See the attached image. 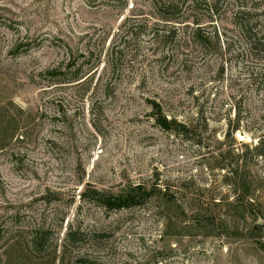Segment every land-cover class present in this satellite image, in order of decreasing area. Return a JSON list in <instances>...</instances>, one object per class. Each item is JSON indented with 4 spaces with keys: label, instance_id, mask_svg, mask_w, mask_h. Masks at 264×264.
Segmentation results:
<instances>
[{
    "label": "rangeland",
    "instance_id": "1",
    "mask_svg": "<svg viewBox=\"0 0 264 264\" xmlns=\"http://www.w3.org/2000/svg\"><path fill=\"white\" fill-rule=\"evenodd\" d=\"M155 1L0 0V264H264V0Z\"/></svg>",
    "mask_w": 264,
    "mask_h": 264
},
{
    "label": "trees",
    "instance_id": "2",
    "mask_svg": "<svg viewBox=\"0 0 264 264\" xmlns=\"http://www.w3.org/2000/svg\"><path fill=\"white\" fill-rule=\"evenodd\" d=\"M235 2L237 3V8L235 12L233 13V19L235 21L234 24L239 28V30L243 32V34L244 33L249 34L248 35L250 36L248 38V40L250 41L249 44H254L255 46L256 42H258V37L256 34L257 32L255 31L254 26L251 25V19L247 17L251 16V13L256 10L255 8L249 9L246 5L242 4L239 0H234V3ZM152 5H153V9L156 11V16L159 19L165 21L166 23L172 20L178 21L175 18L178 17L179 13H181L180 11L181 6L178 5L177 0L175 1L174 0H156L155 2H153ZM216 7L217 6L212 4V5H208L207 8L212 13L213 12L215 13L217 11ZM172 23H178V22H172ZM195 26H197L196 29L199 28L197 24H195ZM197 31L199 30L193 31L192 33L193 37L194 36L197 37L196 36L198 35ZM204 41L205 40L203 41L201 40L200 43L202 44ZM71 64H72V61L70 58L64 67L60 65L56 67L55 69L49 71L48 73L53 74L55 76L57 75V77H60V76L63 77L65 73L62 71L69 70ZM94 68H92L91 66L87 73L90 74L94 70ZM79 73L83 74L82 72H78L75 75L74 79H76L75 80L76 82H79L82 80V78H78L79 75H81ZM151 111H152V116L154 117L155 123L163 131H166V132L175 131L176 132L180 130L182 133L187 130L186 125L182 124L181 122H178L174 118L168 119L166 115L160 113L158 104L154 102L151 103ZM236 130L237 128H233L232 132H235ZM177 134L183 136V134H180V133H177ZM261 144H262L261 140H258L257 144L253 147V151L256 153V155H259V156L262 155L261 152L259 151ZM240 188L242 191V195L245 196L247 193L246 190L242 186ZM154 192H158V194H160L161 196L165 195L164 191L162 192V190L160 189L157 190L156 188H153V189L147 190L146 188H141L139 186H136V187L130 188L129 190H126L125 192H123V194H120L117 196H110V195L104 194L101 191L99 192L97 190H93L89 192H83L79 198H81L83 201H90V200L95 201L96 203H99L104 209L108 211H113V210L131 209V208L140 207L144 205L146 202H149L153 199ZM78 235L79 234L77 231H72L71 229H69L65 235V240L66 241H76L77 240L76 237ZM253 237L254 235L251 236V238ZM39 242L40 241L38 240V237L36 235L34 239L32 240L34 247L36 246L42 247L41 243Z\"/></svg>",
    "mask_w": 264,
    "mask_h": 264
}]
</instances>
